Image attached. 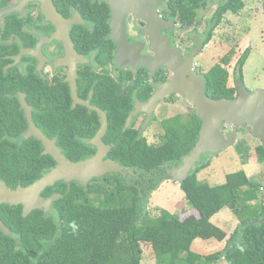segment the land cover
<instances>
[{
    "label": "flooded vegetation",
    "instance_id": "af4514ba",
    "mask_svg": "<svg viewBox=\"0 0 264 264\" xmlns=\"http://www.w3.org/2000/svg\"><path fill=\"white\" fill-rule=\"evenodd\" d=\"M227 2L228 0H0V135L13 144L14 152L20 154L28 150L25 143L33 138L24 137L30 128L28 112L35 129L58 147L56 113L59 109H82L97 118L100 124L93 138L84 141L96 154L97 149L90 142L100 131V112L106 116L109 127L111 112H116V105L122 97L126 100L130 98L132 106L123 132L136 131L137 140H145L150 147H167L170 143L168 129L172 119L178 118L184 124L198 118L195 107L180 93L161 94L176 76L170 65L175 63L179 72L191 71L195 78H204L205 95L208 96L207 75L217 65L228 70L236 55L234 49H229L219 61L205 56V51L213 42L215 32L223 23L225 15L232 13H220ZM190 17L192 21H184ZM252 52L253 49L247 47L241 53L229 77L236 91L239 80L245 86L244 68ZM226 57H230L228 64L225 63ZM244 57L247 59L240 69V62ZM190 77L189 74L186 75V79ZM72 84L76 86L75 97ZM60 90L64 92V96L59 95ZM159 94L161 97H158ZM237 95L238 91L235 98ZM156 98V105L148 106ZM107 101L114 105L113 110L106 109ZM186 104L190 108L184 114ZM136 106L139 111L127 127L129 116ZM181 108L183 110L179 111ZM48 110L53 122L49 136L40 126L44 120L42 115ZM64 119L62 117L61 120ZM154 128L158 129L161 144L148 141L149 132ZM248 128L251 133V127ZM232 130L233 128L224 134L226 138H229ZM70 134L90 135L87 131L72 129ZM198 141L199 135L195 146ZM260 143L259 146H262V141ZM105 145L111 147L107 154V159H110L109 154L115 145ZM214 156L215 154L203 155L190 175L202 161H208ZM184 160L185 158L176 164L166 165V173L159 177L160 182L171 177L169 172L183 165ZM38 161L37 156L30 165L39 163ZM55 166L56 163L49 171L45 169L43 175ZM124 172L123 178L136 180L137 174L132 169H125ZM159 185L157 189L160 188ZM7 186L11 190L23 187ZM42 197L48 199L51 196L45 198L42 193ZM3 206L9 205L1 204L0 208ZM53 206L46 215L54 212ZM10 207H21L23 215L22 206Z\"/></svg>",
    "mask_w": 264,
    "mask_h": 264
},
{
    "label": "trees",
    "instance_id": "16d2710c",
    "mask_svg": "<svg viewBox=\"0 0 264 264\" xmlns=\"http://www.w3.org/2000/svg\"><path fill=\"white\" fill-rule=\"evenodd\" d=\"M244 8L242 0H228L220 13L239 14ZM192 20V17L184 19ZM246 59L242 58L240 69ZM229 61L230 57H226L225 63ZM229 77V71L222 65L207 75V94L211 99L235 98L237 91L229 86ZM59 95L65 94L60 90ZM105 105L106 109L114 108L111 102ZM131 109L130 98L121 97L116 112H111L104 142L115 145L109 158L132 169L137 174L136 180L125 179L122 174L107 175L90 182L87 189L72 183L70 190L67 184L59 182L43 193L45 198L62 195L54 203V212L48 215L37 210L24 218L21 207H1L0 219L12 236L0 231V264H141L142 244L151 245L158 264H217L222 260L226 264H264V223H260L264 218V184L249 179L245 171L230 174L223 185L212 187L197 179L211 165L210 161H203L180 184L193 209L192 215L182 220L164 211L156 217L149 214L148 198L162 183L159 177L166 173V165L176 164L191 153L201 122L195 118L182 124L178 118L172 119L168 129L170 143L157 149L143 139L137 140L136 131L123 132ZM50 114L48 110L42 115L40 125L48 136L53 123ZM62 117L65 119L61 120ZM56 127L58 147L68 160L76 163L95 155L84 141L98 131L97 118L82 109H59ZM71 129L90 135H71ZM25 145L28 150L19 154L0 135V179L11 188L34 183L45 169L49 171L55 165L52 157L41 155L43 146L38 140L32 138ZM255 151L258 161L264 163V148L258 146ZM35 153L39 163L30 165L37 157ZM169 179L170 176L163 181ZM112 186L114 189L109 190ZM224 209H229L240 223L225 250L205 256L194 253L192 246L198 239L218 242L226 239L227 233L212 223Z\"/></svg>",
    "mask_w": 264,
    "mask_h": 264
},
{
    "label": "water",
    "instance_id": "95a60500",
    "mask_svg": "<svg viewBox=\"0 0 264 264\" xmlns=\"http://www.w3.org/2000/svg\"><path fill=\"white\" fill-rule=\"evenodd\" d=\"M175 66V63L170 65L171 70L176 75L175 79L161 94L177 92L187 98L189 103L195 107V114L201 120L202 126L199 141L190 155L185 157L183 165L169 172L171 175L170 181L173 180L181 184L189 178L191 171L200 163L203 155H217L223 150L232 147L236 143L240 129L251 127L253 137L262 141V147L264 148V90L250 93L242 81L239 80L236 98L232 100L227 98L213 100L205 95L204 78H195L191 71L189 73L179 72ZM188 74L191 76L190 79H186ZM72 86L75 97L76 86L73 84ZM158 97H161L160 94ZM157 98L153 99L148 106L156 105L158 102ZM138 111L139 107L136 106L135 111L129 116L127 127L131 125L133 116ZM27 117L29 118L30 128L24 137L26 139L33 137L38 140L44 148L43 155L52 157L56 166L38 181L27 187H19L16 190L9 189L0 180V205L22 206L23 217L27 218L32 211L38 210L47 213L52 209L53 204L62 198V195L59 194L52 195L48 199L42 197V193L48 188L54 187L56 183L63 182L67 184L69 190L72 183L87 189L90 182L95 179H102L107 175L114 174L125 176V167L107 159V154L111 147H107L103 142L108 122L102 112H100V131L90 142L97 149V152L92 157L77 163L69 161L61 149L55 145V142H51L41 131L35 129L28 112ZM228 126H233V130L229 138H226L223 131ZM260 223L263 224L264 219ZM0 231L5 236H12V233L2 221H0ZM17 245L19 246L18 240Z\"/></svg>",
    "mask_w": 264,
    "mask_h": 264
},
{
    "label": "rangeland",
    "instance_id": "374dc122",
    "mask_svg": "<svg viewBox=\"0 0 264 264\" xmlns=\"http://www.w3.org/2000/svg\"><path fill=\"white\" fill-rule=\"evenodd\" d=\"M243 1L245 8L239 14L228 13L225 15L223 23L215 32L213 42L205 51V56L208 58L213 57L219 61L229 49H234L236 55L233 62L228 66L230 75H232L234 65L241 53L247 47H251L253 52L244 68V82L247 90L254 92L264 90V12L262 6L264 0ZM229 86L234 87L231 78ZM184 108V114L188 113L190 106L186 104ZM181 110L183 109L181 108L179 111ZM170 114L173 115L172 112ZM232 128L233 126L226 127L224 134H227ZM154 129L149 132L148 141L150 143L155 142L157 145L161 144V140H158V129ZM259 145H261L260 140L253 137L248 127L241 129L237 135L236 143L232 147L223 150L220 154L208 160L211 165L197 175L198 181L212 187L220 186L226 182L228 175L245 171L249 179L252 181L258 180L264 184V163L259 162L255 154V149ZM238 149L247 150V152L239 154ZM100 184L104 185L105 182H100ZM159 186L160 188L154 190L148 198L147 211L151 216H159L164 211L180 216V219L183 220L193 214V209L188 204L180 184L172 180L163 181ZM163 186V190H160ZM113 189L112 186L109 190ZM219 215L212 219V223L224 230L227 237L223 242L208 240L201 245L200 242L196 243L195 247L199 245V248H197L202 256L223 252L228 240L240 224L229 209H224ZM142 248L144 253L141 264H158V259L155 257L151 245L142 244ZM192 251L195 253L197 250L193 248ZM217 264H226V261L222 260Z\"/></svg>",
    "mask_w": 264,
    "mask_h": 264
},
{
    "label": "crops",
    "instance_id": "0c3cea01",
    "mask_svg": "<svg viewBox=\"0 0 264 264\" xmlns=\"http://www.w3.org/2000/svg\"><path fill=\"white\" fill-rule=\"evenodd\" d=\"M164 186H165V185H164ZM164 186H163L160 190H163ZM218 215H219V214H218ZM216 216H217V215H216ZM219 216H220V215H219ZM219 216H218V217H219ZM237 222H239V221L237 220ZM207 241H208V240H207ZM207 241H202L201 239L196 240L195 243H194L193 246H192V249L195 248V249L197 250L195 253L201 255V253H199V250H198L199 245H197L198 248L195 247V246H196V243L200 242V245H201V244H203V242H207ZM206 246H207V245H206ZM206 255H207V254H206Z\"/></svg>",
    "mask_w": 264,
    "mask_h": 264
},
{
    "label": "clouds",
    "instance_id": "9594fccd",
    "mask_svg": "<svg viewBox=\"0 0 264 264\" xmlns=\"http://www.w3.org/2000/svg\"><path fill=\"white\" fill-rule=\"evenodd\" d=\"M264 188V187H263ZM263 193H264V191H263Z\"/></svg>",
    "mask_w": 264,
    "mask_h": 264
}]
</instances>
